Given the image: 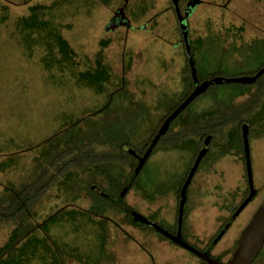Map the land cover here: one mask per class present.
Returning a JSON list of instances; mask_svg holds the SVG:
<instances>
[{
	"label": "rangeland",
	"instance_id": "obj_1",
	"mask_svg": "<svg viewBox=\"0 0 264 264\" xmlns=\"http://www.w3.org/2000/svg\"><path fill=\"white\" fill-rule=\"evenodd\" d=\"M172 5L0 0V199L16 189L28 200L19 221H0V264H203L132 211L177 233L182 184L209 133L182 235L220 262L232 258L264 200V85L243 95L241 83L208 88L160 140L128 211L108 202L133 174L127 149L151 141L192 90ZM188 18L201 81L264 70V0H203ZM243 124L258 194L218 240L251 193Z\"/></svg>",
	"mask_w": 264,
	"mask_h": 264
},
{
	"label": "water",
	"instance_id": "obj_2",
	"mask_svg": "<svg viewBox=\"0 0 264 264\" xmlns=\"http://www.w3.org/2000/svg\"><path fill=\"white\" fill-rule=\"evenodd\" d=\"M180 0H173L179 23L181 26V31L183 35V41L185 42L186 48H187V54H188V60L191 68V74L193 78V82L196 86L195 90L191 93V95L173 112L172 115L168 117V119L165 121V123L161 126L158 133L154 137L150 147L148 148L147 152L144 156H139V163L134 170L133 174L131 175L128 183L126 184L125 188L119 195L118 199L116 200V204L120 207H124L123 200L141 172L142 168L145 166L147 160L149 159L151 153L153 152L154 148L160 141V139L166 134L168 131L171 123L181 114L183 113L188 106H190L200 95H202L204 92L208 90L213 85H220V84H227V83H241L245 85L253 84L259 76L262 75L263 71L258 73L256 76L253 77H244V78H234V79H226V78H215L208 81H205L203 83H200L199 77H198V71L194 59L193 50L191 47L190 42V27L188 23V15L184 16L179 8ZM119 19L120 16H118ZM117 19V16H116ZM122 21V20H121ZM123 24V23H122ZM124 24L128 25L127 21H124ZM212 138L208 137L204 142V148L199 153L193 168L191 169V172L189 176L187 177L181 191V201H180V213H179V227H178V233L172 234L165 230L164 228L160 227L157 223L153 222L152 220L148 219L146 216L142 215L139 212L132 211V214L137 222L148 225L154 229H156L159 233L164 235L166 238H168L170 241L174 242L175 244L181 246L182 248L186 249L187 251L193 253L194 255L198 256L200 259H202L205 264H253L257 257L259 256L260 252L264 248V200L258 210L255 212L253 218L251 219L250 223L246 226V228L243 230L239 240H238V246L235 250L232 258L229 262H220L213 257H211L208 253H204L197 248L193 247L189 243H187L182 235V227H183V218H184V209L185 205L187 203V192L188 188L191 185L193 178L195 177V174L197 173L200 164L202 163L203 159L207 156L209 152V146L211 143ZM243 142H244V151H245V158H246V167H247V176L249 181V187L251 190L250 195L248 198L242 203L240 208L237 210L235 215L233 216L230 224L227 226V228L220 234L221 237L226 233L227 229L236 221L238 216L243 212V210L250 204L251 201H253L258 192L255 189L254 186V177H253V167H252V160H251V147H250V138H249V127L244 126L243 127ZM132 154H135V152L132 150ZM127 210L129 208H126Z\"/></svg>",
	"mask_w": 264,
	"mask_h": 264
},
{
	"label": "trees",
	"instance_id": "obj_3",
	"mask_svg": "<svg viewBox=\"0 0 264 264\" xmlns=\"http://www.w3.org/2000/svg\"><path fill=\"white\" fill-rule=\"evenodd\" d=\"M261 71H263L262 75L259 76V78H257V80L253 83V84H250V85H245V84H241L242 86H244V89L242 90L241 92V95H243L249 88H252L254 86H256V84H260V86L264 85V70H259L257 73H260ZM256 76V75H254ZM200 83H203V81H201L199 79ZM196 86L195 84L192 82V90L190 93H188L187 95H185V97L181 100V102L179 104H177L174 108H172L169 113L167 114L166 118L163 119V122L161 124V126L165 123V121L168 119V117L170 115L173 114V112L191 95V93L195 90ZM190 106H188L186 108V110H188ZM185 110V111H186ZM184 111V112H185ZM183 112V113H184ZM181 113L170 125L168 131L166 132V134L172 129L173 125L175 124V122L182 118V114ZM235 116V115H233ZM244 126H248L249 127V138H250V126L247 125V124H243ZM243 125L241 126V130L243 131ZM161 128V127H160ZM159 128V129H160ZM188 128V127H186ZM159 131V130H158ZM157 133L154 134V137L156 136ZM210 135V133L208 134ZM208 135H206L205 137H207ZM213 136V135H212ZM242 136H243V132H242ZM153 137V139H154ZM153 139H151V141H149L148 143H146L145 145H143L142 147L140 148H135V149H132L136 154L140 155V156H144L145 153L147 152L148 148L150 147ZM162 139V138H161ZM160 139V140H161ZM205 138L203 139L202 142H204ZM160 143V141H159ZM128 144V143H126ZM244 144V142H243ZM159 144H157L156 147H158ZM203 145V144H202ZM156 147H155V150H156ZM202 148V146H201ZM123 150V149H122ZM201 150V149H200ZM199 150V152H200ZM152 154V153H151ZM199 154V153H198ZM127 155L132 159V160H135L136 161V164L134 166V170L136 169L138 163H139V160L138 159H135L129 152H127ZM153 155V154H152ZM152 155H150L149 158L152 157ZM208 155V154H207ZM149 160V159H148ZM147 160V162H148ZM246 160V158H245ZM146 162V164H147ZM145 164V165H146ZM145 167V166H144ZM144 167L142 168L141 172L139 173V175L137 176V178L135 179V181L133 182V184L131 185V187L129 188L128 192L136 185L137 181H138V177L140 176V174L142 173ZM134 172V171H133ZM106 174H109V173H106ZM131 177V175H130ZM130 177L127 178V180L124 182V185L122 187V190L119 191L118 195L116 196V198L118 199L119 195L121 194V192L123 191V189L125 188L126 184L128 183ZM187 177L185 178V181H186ZM185 181L183 182L182 186L184 185ZM94 192V195H95V198H98V199H101V193L100 191H93ZM127 192V194H128ZM33 194V193H32ZM126 194V196H127ZM125 196V198H126ZM125 198L123 200V204H124V207H120L116 204V200L117 199H114L113 201H110L108 199V202H111L112 205L118 207V208H121V209H126V208H130L126 203H125ZM107 199V198H106ZM27 209L28 211V200H23L22 198V195L20 194L19 191H17L16 189H9V194L8 196H3V198L0 199V221H19L21 219V217L24 215V211ZM127 210V209H126ZM128 211V210H127ZM129 213H131L129 211ZM134 218V216H133ZM134 220L136 221V219L134 218ZM137 222V221H136ZM168 239V238H167ZM4 249V248H2ZM2 256V255H1ZM219 261V260H218ZM264 262V248L263 250L260 252L259 256L257 257L256 261L253 263V264H262ZM203 264H205V262L203 261Z\"/></svg>",
	"mask_w": 264,
	"mask_h": 264
},
{
	"label": "flooded vegetation",
	"instance_id": "obj_4",
	"mask_svg": "<svg viewBox=\"0 0 264 264\" xmlns=\"http://www.w3.org/2000/svg\"><path fill=\"white\" fill-rule=\"evenodd\" d=\"M171 1H173V0H171ZM201 2H203V0H180L179 1V3H178V5H179V8H180V10H181V12L183 13V15L184 16H186V15H188V17L190 16V15H192L193 14V12H194V10L197 8V6L199 5V3H201ZM171 8H174L175 9V6H174V3H173V5H172V7ZM115 16H117V23L120 25H122V23H124V21H126L125 19L123 20V21H121L119 18H118V16H122L123 17V14H121L120 12H116L115 13ZM189 19V18H188ZM188 23H189V20H188ZM116 24V23H115ZM146 27V26H145ZM189 27H190V25H189ZM243 127H244V125H243ZM243 132V131H242ZM158 133V132H157ZM208 137H211L212 138V140H211V143H212V141H213V136L212 135H208L207 137H205V140L208 138ZM205 140H204V142H205ZM204 142H203V145H202V148H201V150L204 148ZM211 143H210V146H209V151H210V147H211ZM158 144H159V142H158ZM157 146V145H156ZM157 148V147H156ZM201 150H200V152H201ZM132 150L130 149V148H128L127 149V152H129L135 159H138L139 160V156L140 155H138V154H132V152H131ZM154 152H155V148H154V150H153V152H152V154H154ZM199 152V153H200ZM209 153V152H208ZM151 154V155H152ZM141 157V156H140ZM150 159V158H149ZM246 161V160H245ZM157 195H161L159 192H157ZM149 196V199L151 200V201H153V200H155L154 198H155V195H148ZM235 215V214H234ZM233 215V216H234ZM233 216H232V218H233ZM148 218V217H147ZM232 218H231V220H232ZM148 219H150V220H152L153 222H155V223H157L155 220H153V219H151L150 217L148 218ZM158 224V223H157ZM224 231V230H223ZM222 231V232H223ZM177 233H178V231H177ZM176 233V234H177Z\"/></svg>",
	"mask_w": 264,
	"mask_h": 264
}]
</instances>
